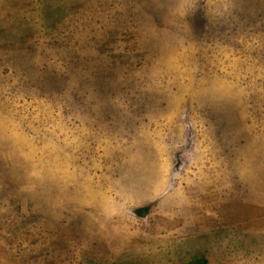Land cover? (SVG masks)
Returning a JSON list of instances; mask_svg holds the SVG:
<instances>
[{"label":"rangeland","instance_id":"rangeland-1","mask_svg":"<svg viewBox=\"0 0 264 264\" xmlns=\"http://www.w3.org/2000/svg\"><path fill=\"white\" fill-rule=\"evenodd\" d=\"M38 204L70 233L21 261ZM150 211L264 264V0H0V264H133L112 224Z\"/></svg>","mask_w":264,"mask_h":264},{"label":"crops","instance_id":"crops-1","mask_svg":"<svg viewBox=\"0 0 264 264\" xmlns=\"http://www.w3.org/2000/svg\"><path fill=\"white\" fill-rule=\"evenodd\" d=\"M139 215H142V217L148 220L146 224L148 228L141 227L135 230L137 229L134 228L135 226L124 228L121 222L118 224L113 223V233L107 243V246H109L108 251H122L123 248L129 249L132 253L130 260H132L133 264H185L186 261L184 258L195 255L202 256V262L210 264V248L212 253L215 248L221 247L220 250H223L224 253L222 255L215 254L213 259L214 264H227L228 262L231 264L234 263V258L237 260L236 263L239 262L240 264H244L245 262L244 258H246V252L239 250L241 254L239 253L238 255L234 254L232 251L230 252L228 249L230 247H228L227 244L228 239L222 241L220 237V241L218 238L214 237L213 240L207 242L208 245L197 241L192 247H190V244L179 247L172 244L173 234H171V230L168 227V221L173 218V215L167 213L160 215L152 211L144 212ZM191 220L194 219L192 218ZM167 236L170 237L169 245L166 243L168 240ZM166 245L168 246L166 247ZM120 247H122V250Z\"/></svg>","mask_w":264,"mask_h":264},{"label":"trees","instance_id":"trees-1","mask_svg":"<svg viewBox=\"0 0 264 264\" xmlns=\"http://www.w3.org/2000/svg\"><path fill=\"white\" fill-rule=\"evenodd\" d=\"M50 80L55 81V78H50ZM32 198H33L32 200H35L36 196H32ZM32 200H31V207L34 205ZM39 204L38 206H35V208L31 209V212H29L26 215L21 214L18 211L15 212L13 206H9L8 208V211H11L13 216L15 215L16 222L10 221L6 225H10L12 226V228L16 226L15 229L16 231H14L13 229L10 230V232L11 231L15 232L14 235L16 238H12V236L10 235V237L7 238V241L14 242L15 241L14 239H16L20 243L21 241L23 242L24 245L18 247L16 249V252L12 254L13 256H18L19 259H22L21 261L23 260H25L26 262L27 261L31 262L34 260L40 261V258L38 257H40V255L44 252L43 248L42 250H40L39 248L40 241H43V245H44V241L46 242V244L50 243L48 257L46 259L47 261L53 260L54 257H52L51 254L54 253V249L58 251V249L62 247L61 242L59 240V237L62 233H59V230H63L64 232L66 229L70 233L69 222L66 223V225L63 228L53 226V222H55V216H53L54 215L53 212L49 211V213L48 212L43 213V215H49L52 219V222L47 216L44 218L45 222L44 221L40 222ZM36 211H38L39 213L37 214ZM31 218H32V222L29 224L28 221H30ZM35 218L37 219V221ZM47 223H49V227H45L46 225L48 226ZM2 224L3 223H0V226H5ZM9 229L10 228L5 230L4 232H2L0 229V235L3 237L6 236L5 232H8ZM18 252H21V255H18ZM203 264H206V262H204Z\"/></svg>","mask_w":264,"mask_h":264}]
</instances>
